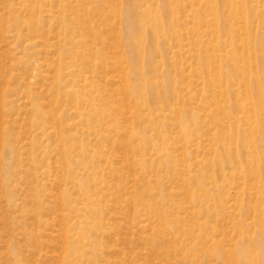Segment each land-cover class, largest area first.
<instances>
[{
  "label": "rangeland",
  "instance_id": "374dc122",
  "mask_svg": "<svg viewBox=\"0 0 264 264\" xmlns=\"http://www.w3.org/2000/svg\"><path fill=\"white\" fill-rule=\"evenodd\" d=\"M125 5L0 0V264H264V0H180L137 71Z\"/></svg>",
  "mask_w": 264,
  "mask_h": 264
},
{
  "label": "bare ground",
  "instance_id": "6f19581e",
  "mask_svg": "<svg viewBox=\"0 0 264 264\" xmlns=\"http://www.w3.org/2000/svg\"><path fill=\"white\" fill-rule=\"evenodd\" d=\"M179 2L180 0H157V7L156 9L154 8V10L152 9V11L149 7H146L145 9L143 8L144 6H146V0H126L123 14L121 13L122 11L120 12V10H118L117 8L113 7V9L111 10V17L117 18L120 15H123L125 16L123 18H126L128 20L127 25L129 26V37L126 41V46L128 48L127 59L130 61V64L134 71L139 70L141 66H144L148 62H150L154 53H159L162 57H165L166 53L163 45L166 44V42L171 43L174 40L180 38V33L177 32L174 27L175 13L173 11V5L178 4ZM92 11H95L94 13L98 17L101 14L100 11ZM150 11H152L153 14L150 13ZM232 12L236 16H238L240 10L238 11V8L236 7L232 9ZM74 21L75 20L73 19L72 25L73 23H75ZM135 23L137 24L136 26H134ZM75 24V26L70 28V31L72 33H74V30L78 32L82 30L88 31L86 28L87 23ZM87 34L93 36V30H89ZM93 37L97 38L96 36ZM246 37L248 38L249 36L246 35ZM168 62V60H166L165 62L167 66L173 65L172 63ZM153 70L154 69H152V71ZM254 77L255 83L251 85L250 88H252L251 91L255 95L254 98L256 99V103L262 104L264 102L263 82L260 80L258 72Z\"/></svg>",
  "mask_w": 264,
  "mask_h": 264
}]
</instances>
